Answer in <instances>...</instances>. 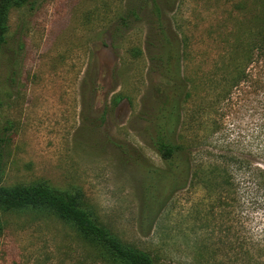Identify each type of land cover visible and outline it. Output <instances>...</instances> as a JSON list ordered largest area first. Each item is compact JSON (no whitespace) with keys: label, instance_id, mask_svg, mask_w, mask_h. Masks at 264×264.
<instances>
[{"label":"rangeland","instance_id":"rangeland-1","mask_svg":"<svg viewBox=\"0 0 264 264\" xmlns=\"http://www.w3.org/2000/svg\"><path fill=\"white\" fill-rule=\"evenodd\" d=\"M170 3L160 23L186 85L176 131L186 185L146 216V170L165 168L148 113L169 87L148 58L161 34L150 0H7L0 185L78 192L154 264H264V69L250 47L264 35V0ZM242 67L252 81L215 105L220 75ZM0 223V264H121L50 212L0 209Z\"/></svg>","mask_w":264,"mask_h":264},{"label":"trees","instance_id":"trees-1","mask_svg":"<svg viewBox=\"0 0 264 264\" xmlns=\"http://www.w3.org/2000/svg\"><path fill=\"white\" fill-rule=\"evenodd\" d=\"M150 1L156 16L155 23L161 28V34L159 38L157 37L149 43L148 58L153 72L165 79L169 87L164 100L157 103L158 105L156 104L148 113V138L160 159L165 163V168L150 167L146 170V173L152 178L150 182L143 183L142 189L146 216L148 213L154 214V210L160 209L162 201L165 202L168 195L167 191L172 193L183 188L188 178L187 169L179 165L183 152L176 142V131L180 124V103L186 95V85L181 73L180 50L176 41L172 40L167 33H163L164 28L160 23L161 11L170 7L171 3L170 0H165L164 4L167 6L162 9L157 0ZM6 5L7 0H0V44L4 40L3 22ZM250 47L257 50L255 61L263 62L262 68L264 69V35L253 41ZM250 51L252 52V50ZM251 76L253 75H250L243 67L234 68L228 76L220 75L218 79L225 82L224 89L218 92L213 103L220 105L231 94L234 87H240L247 80L252 81ZM220 93L221 96L223 94L222 100H218ZM215 109L218 108L215 106ZM217 124V120H212L213 127ZM3 143L0 135V176ZM210 169L220 172V167L217 165L211 164ZM257 170L261 171L259 168ZM260 173L264 174V171ZM210 174L205 173V176L211 179ZM221 178L227 183L228 180L224 175ZM0 209L4 212L23 209L50 212L59 220L73 226L86 243L99 247L103 254L110 259L117 260L121 264H154L147 253L124 245L108 228L92 219L88 212L81 207L78 192L70 194L56 191L42 183L9 187L0 185ZM1 229L0 223V232Z\"/></svg>","mask_w":264,"mask_h":264}]
</instances>
